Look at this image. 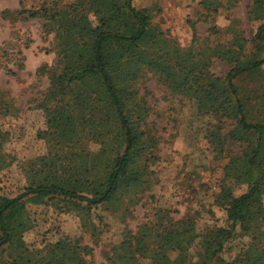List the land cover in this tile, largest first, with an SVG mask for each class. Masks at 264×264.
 Segmentation results:
<instances>
[{
    "label": "rangeland",
    "instance_id": "374dc122",
    "mask_svg": "<svg viewBox=\"0 0 264 264\" xmlns=\"http://www.w3.org/2000/svg\"><path fill=\"white\" fill-rule=\"evenodd\" d=\"M51 1L56 4H48ZM133 1L149 9L152 22L190 59L203 58L204 51L217 44L237 49V36L241 44V38L246 39L240 52L253 51L251 39L264 14V0ZM71 2L0 0V194L14 195L32 180L70 176L71 168L88 167L100 151L99 142L81 136L79 142L55 144L51 125L62 120V110L47 103L46 93L51 86L50 74L59 68L57 27L48 17L28 18L20 13L23 9L43 13L46 9L50 14ZM258 47L260 57L264 56V40ZM230 66L225 59L210 55L209 70L216 76L225 75ZM170 69L174 75L175 69ZM262 83L264 76H257L242 79L239 85L246 92L256 86V94L264 98V87L259 85ZM137 88L146 108L145 130L150 140L151 155L144 154L146 159L143 156L141 161L147 164L143 176L147 183L122 190L117 203L94 207L90 212L58 197L42 203L27 199L24 219L29 227L23 234L14 232L15 243L37 247L43 254L48 244L66 237L81 248L91 249L90 254L82 252L86 264L200 263L190 245L182 251L177 248L179 244L184 246V240L179 225L172 222L186 221L184 229L193 222L197 237L207 226L223 225L225 212L217 196L224 168L243 147L227 139L218 151L209 137V129L217 120L176 94L157 74L146 72ZM42 103L54 109L50 115ZM72 153L75 155L70 160ZM95 158L100 164L102 158ZM233 190L238 194L245 190V184ZM260 215L264 217L263 210ZM237 232L238 238L224 247L225 261L240 256L252 240L249 233ZM257 236L260 243L256 247L261 251L264 234ZM140 242L146 249L134 251ZM6 262V253H2L0 264Z\"/></svg>",
    "mask_w": 264,
    "mask_h": 264
},
{
    "label": "trees",
    "instance_id": "16d2710c",
    "mask_svg": "<svg viewBox=\"0 0 264 264\" xmlns=\"http://www.w3.org/2000/svg\"><path fill=\"white\" fill-rule=\"evenodd\" d=\"M20 13L28 18L48 17L57 27L59 68L50 74L53 89L50 86L46 93L47 103L62 110V120L51 125L55 144L66 146L79 142L80 136L87 137L101 144L95 156L102 160L96 164L94 156L88 167L71 168L70 176L32 180L14 195L0 194V256L6 253V264H86L84 254L91 252L66 237L48 244L43 254L37 247L15 243L14 232L23 234L29 227L24 219L27 199L42 203L58 197L90 212L94 207L117 203L122 190L147 183L143 178L147 164L141 161L144 154L151 155L150 140L145 130L146 108L137 88L146 72L157 74L176 94L217 120L209 137L218 151L227 139L243 147L224 168L217 196L225 212L223 225L205 227L199 239L193 222L185 229L186 221L172 222L179 225L184 240V246L177 248L182 251L190 245L199 264H264V247L261 251L256 247L260 243L257 235L264 234V217L260 215L264 211V98L256 94V86L246 92L239 85L242 79L264 76V56L258 52L264 40V14L251 39L253 51L240 52L246 39L241 38V44L237 36V49L217 44L205 50L203 58L190 59L152 22L149 9L133 0H73L50 14L46 9L43 13L32 9ZM213 54L231 64L225 75L216 76L209 70ZM41 105L47 115L54 110ZM241 183L245 190L235 194L234 186ZM238 229L249 233L252 240L240 256L225 261L224 247L238 238ZM138 247L134 251L146 249L141 242Z\"/></svg>",
    "mask_w": 264,
    "mask_h": 264
}]
</instances>
